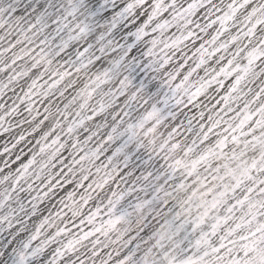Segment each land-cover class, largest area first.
<instances>
[{
	"label": "snow or ice",
	"instance_id": "6c2138e0",
	"mask_svg": "<svg viewBox=\"0 0 264 264\" xmlns=\"http://www.w3.org/2000/svg\"><path fill=\"white\" fill-rule=\"evenodd\" d=\"M0 235V264H264V0H0Z\"/></svg>",
	"mask_w": 264,
	"mask_h": 264
},
{
	"label": "rangeland",
	"instance_id": "374dc122",
	"mask_svg": "<svg viewBox=\"0 0 264 264\" xmlns=\"http://www.w3.org/2000/svg\"><path fill=\"white\" fill-rule=\"evenodd\" d=\"M132 78L134 84H141L145 85V90L148 94H152L153 92L159 91L160 96L163 95V90L159 88V82L151 78L150 74L146 70L142 69H134L132 72ZM163 107V105H158ZM168 108H165V111H168ZM7 236L0 235V253H2L7 247ZM11 257V253H9ZM8 264H11V259H9Z\"/></svg>",
	"mask_w": 264,
	"mask_h": 264
}]
</instances>
